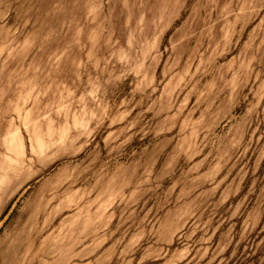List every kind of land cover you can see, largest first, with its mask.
I'll use <instances>...</instances> for the list:
<instances>
[{
	"label": "rangeland",
	"instance_id": "374dc122",
	"mask_svg": "<svg viewBox=\"0 0 264 264\" xmlns=\"http://www.w3.org/2000/svg\"><path fill=\"white\" fill-rule=\"evenodd\" d=\"M0 264H264V0H0Z\"/></svg>",
	"mask_w": 264,
	"mask_h": 264
}]
</instances>
